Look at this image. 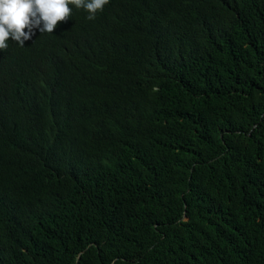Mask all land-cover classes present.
<instances>
[{"label":"trees","instance_id":"obj_1","mask_svg":"<svg viewBox=\"0 0 264 264\" xmlns=\"http://www.w3.org/2000/svg\"><path fill=\"white\" fill-rule=\"evenodd\" d=\"M0 51V264H264V0H110Z\"/></svg>","mask_w":264,"mask_h":264},{"label":"clouds","instance_id":"obj_2","mask_svg":"<svg viewBox=\"0 0 264 264\" xmlns=\"http://www.w3.org/2000/svg\"><path fill=\"white\" fill-rule=\"evenodd\" d=\"M110 0H0V51L12 40L24 47L35 34L53 33L60 23L71 19L72 8L85 10L92 21Z\"/></svg>","mask_w":264,"mask_h":264}]
</instances>
